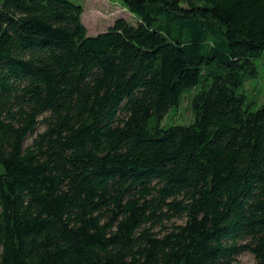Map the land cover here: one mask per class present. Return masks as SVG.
<instances>
[{"label":"trees","instance_id":"trees-1","mask_svg":"<svg viewBox=\"0 0 264 264\" xmlns=\"http://www.w3.org/2000/svg\"><path fill=\"white\" fill-rule=\"evenodd\" d=\"M122 2L0 0V264H264V0Z\"/></svg>","mask_w":264,"mask_h":264},{"label":"rangeland","instance_id":"rangeland-1","mask_svg":"<svg viewBox=\"0 0 264 264\" xmlns=\"http://www.w3.org/2000/svg\"><path fill=\"white\" fill-rule=\"evenodd\" d=\"M84 6L83 23L88 29L89 36L106 31L117 19L124 18L132 24H136V18L123 6L122 0H70ZM248 103L253 109L264 105V70L261 69L258 78L252 79L245 84ZM196 92V90H194ZM187 101L182 104L179 112L172 111L167 116L165 123L175 121L189 123L192 119L191 111L187 108ZM177 221L183 223L184 221ZM235 264H256L254 256L244 252L237 257Z\"/></svg>","mask_w":264,"mask_h":264}]
</instances>
